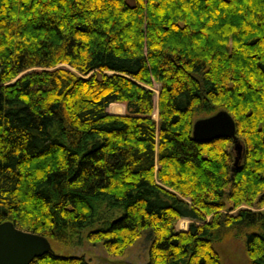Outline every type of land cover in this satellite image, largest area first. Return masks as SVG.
Listing matches in <instances>:
<instances>
[{
	"label": "trees",
	"instance_id": "16d2710c",
	"mask_svg": "<svg viewBox=\"0 0 264 264\" xmlns=\"http://www.w3.org/2000/svg\"><path fill=\"white\" fill-rule=\"evenodd\" d=\"M220 109L236 166L231 137H192ZM254 201L264 0H0V222L62 243L87 230L114 255L144 234L145 264H221L215 242L239 235L264 264V208L240 207ZM28 264L90 263L51 251Z\"/></svg>",
	"mask_w": 264,
	"mask_h": 264
},
{
	"label": "rangeland",
	"instance_id": "374dc122",
	"mask_svg": "<svg viewBox=\"0 0 264 264\" xmlns=\"http://www.w3.org/2000/svg\"><path fill=\"white\" fill-rule=\"evenodd\" d=\"M158 86V82L153 81L152 89L155 91V111L152 116L155 119H157L156 100ZM117 103H112L111 105ZM111 105H109V107ZM109 107H107V110L109 112L114 110L109 109ZM116 110H120V113L123 114L125 112L124 105L122 103H119L118 108L114 111ZM231 145L234 151L233 166H236L239 163L242 152L240 153V158L237 164L234 165L236 150L233 147V143L230 142V146ZM226 205H231L230 201H227ZM240 207H249L254 210H259L264 208V202L262 204H257L255 201L252 202V204L242 203L240 204ZM188 221L189 220L187 218L178 219L175 224L176 229H186ZM86 235L87 230H83L73 236L68 243H62L51 238H49L48 240L50 241L51 249L54 253L64 256L82 255L90 264H145L148 259V241L145 238L144 234L141 235L131 246H129L123 254L119 255L108 253L102 246L101 242L89 240L87 239ZM214 247L219 254L221 264H250L248 255L245 250L244 239L239 235H232L224 240L215 242Z\"/></svg>",
	"mask_w": 264,
	"mask_h": 264
},
{
	"label": "water",
	"instance_id": "95a60500",
	"mask_svg": "<svg viewBox=\"0 0 264 264\" xmlns=\"http://www.w3.org/2000/svg\"><path fill=\"white\" fill-rule=\"evenodd\" d=\"M219 136L232 138L236 150L234 165L242 150L235 122L231 114L220 109L213 114L196 118L192 124V137L197 140H210ZM51 245L44 235L17 228L12 221L0 222V264H28L34 257L51 252Z\"/></svg>",
	"mask_w": 264,
	"mask_h": 264
},
{
	"label": "crops",
	"instance_id": "0c3cea01",
	"mask_svg": "<svg viewBox=\"0 0 264 264\" xmlns=\"http://www.w3.org/2000/svg\"><path fill=\"white\" fill-rule=\"evenodd\" d=\"M117 104H119V103H117ZM109 105H111V103H110ZM109 105H108V106H109ZM110 112H112V113H114V114H122V113H120V110H116V111L112 110V111H110Z\"/></svg>",
	"mask_w": 264,
	"mask_h": 264
}]
</instances>
